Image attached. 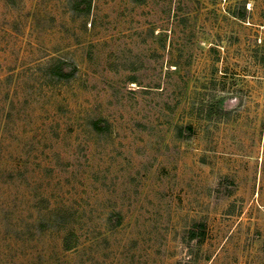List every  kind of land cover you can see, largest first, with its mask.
Instances as JSON below:
<instances>
[{"label":"rangeland","instance_id":"rangeland-1","mask_svg":"<svg viewBox=\"0 0 264 264\" xmlns=\"http://www.w3.org/2000/svg\"><path fill=\"white\" fill-rule=\"evenodd\" d=\"M0 264H264V0H0Z\"/></svg>","mask_w":264,"mask_h":264},{"label":"trees","instance_id":"trees-1","mask_svg":"<svg viewBox=\"0 0 264 264\" xmlns=\"http://www.w3.org/2000/svg\"><path fill=\"white\" fill-rule=\"evenodd\" d=\"M78 6H79V5H78ZM81 7H83V8L86 9V10H89L90 7H91V3H90L89 1H86L85 6H82V4H81ZM52 73L55 74V75H58V76L61 77V78H67V77H69V74H67V73L62 69L61 64H57V65H55V66L52 68ZM210 115H213V114H212V111H210ZM95 127H96V129L100 130V129H103L104 126L101 124L100 121H96V122H95ZM188 129L192 130L191 127H189ZM191 234H192V238H194V236H196V234H194L193 231L191 232ZM68 247H69V246H68Z\"/></svg>","mask_w":264,"mask_h":264}]
</instances>
